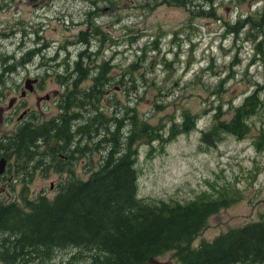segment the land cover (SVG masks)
<instances>
[{
	"label": "rangeland",
	"instance_id": "obj_1",
	"mask_svg": "<svg viewBox=\"0 0 264 264\" xmlns=\"http://www.w3.org/2000/svg\"><path fill=\"white\" fill-rule=\"evenodd\" d=\"M81 50H86L79 60L85 72L79 77L71 71ZM104 61L106 79L97 68ZM1 71L0 136L12 137L25 124L35 127L66 114L71 137L62 150L67 166L45 154L41 168L27 157L25 171L21 168L5 187L0 183V204L15 196L21 206L22 194L51 198L66 177L85 178L107 153H120L124 137L130 138L126 133L117 137V130L110 134L100 122L126 132L135 119L128 111L133 108L139 119L167 128L172 121L180 124L183 112L190 111L196 116L192 128L162 147L156 140L150 148L146 138L133 139L136 195L146 201L180 202L201 193L218 196L226 191L236 196L208 217L191 241L193 246L231 227L264 219V149L253 141L257 128L264 125V105L250 117L246 136L224 132L212 146L200 140L217 105L228 118L231 105L258 88L255 84H264V0H187L182 5L169 0H0ZM96 75L99 86L91 98L81 97L79 89L92 87ZM36 77V83L30 81L33 90H27L25 80ZM22 89L27 90L24 96ZM258 91L264 98V86ZM16 95L24 105L14 110L9 101ZM24 108H29L28 118L21 115ZM79 133L80 139L72 142ZM3 142L8 144V138ZM18 155L11 153V172L15 157L23 156ZM33 157L41 159L36 153ZM62 165L73 173L57 170ZM81 252L56 248L49 264H63L72 255L77 256L68 264H84ZM176 262L168 250L145 264ZM0 264L5 263L0 259Z\"/></svg>",
	"mask_w": 264,
	"mask_h": 264
},
{
	"label": "trees",
	"instance_id": "obj_2",
	"mask_svg": "<svg viewBox=\"0 0 264 264\" xmlns=\"http://www.w3.org/2000/svg\"><path fill=\"white\" fill-rule=\"evenodd\" d=\"M169 1L182 5L187 0ZM85 51L78 54L79 59L71 71L74 76L82 77L85 72L79 62L80 57L86 56ZM105 63L107 61L97 66L98 74L105 75L108 69ZM98 78L100 75H96L94 80ZM98 86L94 83L81 91L91 98L90 94ZM256 86L258 88L246 94L238 105H231L232 112L228 118L221 116L220 104L217 105L208 130L202 132L200 140L203 146L215 145L224 132L237 137L248 134L250 117L261 104L264 105V98L258 91L264 84ZM129 110L135 113L133 122L138 126L134 140L146 138L150 148L154 147V140L162 147L195 124L196 116L190 111L183 112L184 120L180 124L172 121L165 128L163 123L151 124L136 117L133 108ZM70 119V116L61 114L56 120L50 119L35 124V127L25 124L12 137L6 136L10 144H2L18 154L39 153L42 161L45 154L62 161L58 153H63L65 143L69 145L71 133L67 121ZM57 120L58 123H53ZM113 126L119 128L116 124ZM124 139L120 153L114 155L116 150L112 148L113 154L107 153L99 168L85 178L68 175L53 197L38 194L29 198L22 194L24 204L21 206L14 200L0 204V259L5 264H28L30 261L49 264L55 249L65 247L82 251L80 255L85 259L84 264H145L168 250L176 256V264H264V219L231 227L197 246L191 244L205 227L208 217L229 205L236 196L226 191L218 196L201 193L186 202L152 198L146 201L144 199L147 198L138 197L133 167L136 149H131L133 141ZM253 141L264 149V125L257 128ZM78 148L80 151L84 149L83 146ZM63 154L67 157L66 153ZM63 163L67 166L68 159H63ZM64 166L59 171L73 173L72 169ZM76 256L72 255L68 262Z\"/></svg>",
	"mask_w": 264,
	"mask_h": 264
},
{
	"label": "flooded vegetation",
	"instance_id": "obj_3",
	"mask_svg": "<svg viewBox=\"0 0 264 264\" xmlns=\"http://www.w3.org/2000/svg\"><path fill=\"white\" fill-rule=\"evenodd\" d=\"M1 6H3V5H1ZM3 59H4V57H3ZM105 65H107V63H105ZM0 73H2V71ZM36 79H38V78L36 77ZM25 91L26 90H23L22 89L20 94L22 96H24L25 93H26ZM79 92H80L79 95L81 97H83L84 95L87 94L86 92L81 91V89H79ZM46 97H48V95H46ZM21 99L22 98H20V100H19L17 95L16 96H12L11 97V100H10L11 102L9 101V103H11V105L9 104L10 105V108H14V110H16V108L21 107L20 104H23L24 105V102ZM89 99L90 98L86 99L87 102L89 101ZM78 100L80 101V99H78ZM71 105H73V103L68 104V107H70ZM115 112H117V110ZM21 115H23V116L25 115V118H28L30 116L29 108H24L21 111ZM21 115L19 114L17 117L19 118ZM115 117H117V114H115ZM26 121H28V119ZM92 121L95 122V119L92 118ZM133 123H132V127L130 129H127L126 132H125V129L117 128V127H114V126L112 127V125L105 124V123H102V122H100V125L103 126L101 129L109 132L110 134H112L115 130L120 131L119 136H117V137L124 136L125 133H126V136H128L130 138V142H131V141H133V139L135 138V136L137 134L136 133V130H135V128H136L135 127V123L134 124ZM103 130H100L99 132H103ZM69 131H70V129H69ZM81 135H82V133H79L77 136L74 135V137L76 139H75V141H72V142L78 141L80 139ZM7 138L8 137H6V135L0 136V166L2 164V168L0 167V169H1V171H0V183H1V187H5L7 185V183L10 182L12 176H14V175L18 176L21 173V170H20L21 168H23L24 171L27 169V166H26L27 162L26 161H27L28 158H29V160H36L37 163H41V165H40L41 168H42V163H46V161H47L44 158H43V161H42V158L41 159L40 158L39 159H34L33 156L35 155L36 152H33L30 155L20 153L19 155H23V156L20 157L18 155L19 158L17 156L15 157V160H14L16 162L15 163V168H12L13 171L11 172L10 170H11V166L12 165H11V162H10V158H11L10 156H11V153H12V149L8 148L11 151L9 153L8 152V149H7V146H6L7 144L6 145L2 144L3 141L6 140ZM6 154H8V155H6ZM36 154H39V153H36ZM49 156H51V155H49ZM58 156L61 157L62 160L63 159L65 160V158H67L66 155L63 154V153H58ZM115 157H117V156H115ZM35 166H36L35 163H32L31 164V168L32 169H34ZM89 169L91 171H94V170H96L98 168L93 169V167H90ZM13 200H16V197L15 196L14 197H10L8 199V201H13Z\"/></svg>",
	"mask_w": 264,
	"mask_h": 264
},
{
	"label": "water",
	"instance_id": "obj_4",
	"mask_svg": "<svg viewBox=\"0 0 264 264\" xmlns=\"http://www.w3.org/2000/svg\"><path fill=\"white\" fill-rule=\"evenodd\" d=\"M30 81H31V82H34L35 79L27 78V79L25 80V84H26V86H27L28 88H32V84H30ZM0 167L2 168V164H1ZM0 171H1V169H0Z\"/></svg>",
	"mask_w": 264,
	"mask_h": 264
}]
</instances>
